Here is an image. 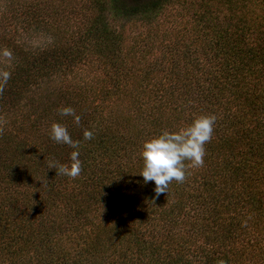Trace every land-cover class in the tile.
<instances>
[{"label":"trees","instance_id":"1","mask_svg":"<svg viewBox=\"0 0 264 264\" xmlns=\"http://www.w3.org/2000/svg\"><path fill=\"white\" fill-rule=\"evenodd\" d=\"M213 114L156 198L143 144ZM0 126V264H264V0H0Z\"/></svg>","mask_w":264,"mask_h":264},{"label":"clouds","instance_id":"2","mask_svg":"<svg viewBox=\"0 0 264 264\" xmlns=\"http://www.w3.org/2000/svg\"><path fill=\"white\" fill-rule=\"evenodd\" d=\"M4 55L11 56V53L5 50ZM4 76L10 78V73L5 72ZM58 113L62 117L72 116L76 124L80 123L81 117L72 107H61L58 109ZM216 120L217 117L214 114L201 116L186 128H181L176 132L165 130L161 135L143 144L141 152L143 168L140 175L143 176L145 184L154 181L156 198L162 194H168L169 185L173 181L185 182L187 176L191 174L189 169L203 167L206 155L205 145L211 142ZM3 132V126H0V135H3ZM49 135L57 144H67L73 149H77L70 154V166L52 163L49 164V168L55 169L57 175L76 179L83 170L78 151L80 141H74L67 127L55 122L51 125ZM83 137L85 140H91L93 132L86 129ZM246 223L245 221L244 226ZM219 264H225V262L220 261Z\"/></svg>","mask_w":264,"mask_h":264},{"label":"rangeland","instance_id":"3","mask_svg":"<svg viewBox=\"0 0 264 264\" xmlns=\"http://www.w3.org/2000/svg\"><path fill=\"white\" fill-rule=\"evenodd\" d=\"M57 1H59V0H57ZM67 1H70L72 5H78V4L82 3V0H67Z\"/></svg>","mask_w":264,"mask_h":264}]
</instances>
